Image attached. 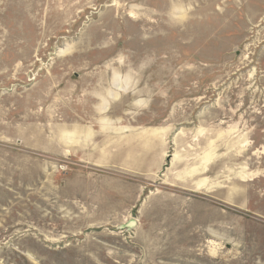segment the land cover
Returning <instances> with one entry per match:
<instances>
[{
	"label": "rangeland",
	"instance_id": "rangeland-1",
	"mask_svg": "<svg viewBox=\"0 0 264 264\" xmlns=\"http://www.w3.org/2000/svg\"><path fill=\"white\" fill-rule=\"evenodd\" d=\"M0 264H264V0H0Z\"/></svg>",
	"mask_w": 264,
	"mask_h": 264
},
{
	"label": "water",
	"instance_id": "water-1",
	"mask_svg": "<svg viewBox=\"0 0 264 264\" xmlns=\"http://www.w3.org/2000/svg\"><path fill=\"white\" fill-rule=\"evenodd\" d=\"M131 223L134 225V222H128L127 225H126V228L132 227L133 225L130 226Z\"/></svg>",
	"mask_w": 264,
	"mask_h": 264
}]
</instances>
